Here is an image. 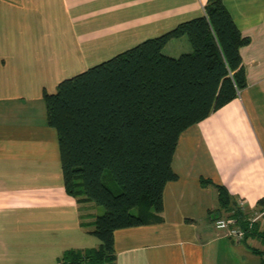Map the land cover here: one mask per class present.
Listing matches in <instances>:
<instances>
[{"label": "crops", "instance_id": "crops-1", "mask_svg": "<svg viewBox=\"0 0 264 264\" xmlns=\"http://www.w3.org/2000/svg\"><path fill=\"white\" fill-rule=\"evenodd\" d=\"M207 2L0 0V264H60L100 246L91 234L100 210L67 193L47 123L45 94L86 69L81 47L114 57L203 16ZM223 3L249 40L240 50L247 88L181 134L163 219L116 231V264H262L264 220L238 244L214 228L218 219L246 226L264 208V0ZM166 48L191 51L187 38Z\"/></svg>", "mask_w": 264, "mask_h": 264}, {"label": "trees", "instance_id": "trees-1", "mask_svg": "<svg viewBox=\"0 0 264 264\" xmlns=\"http://www.w3.org/2000/svg\"><path fill=\"white\" fill-rule=\"evenodd\" d=\"M180 38L188 39L191 51L165 54ZM247 44L223 0H208L203 16L45 94L67 193L104 209L91 233L100 246L69 251L60 264H116V231L162 221L165 186L178 179L172 163L179 138L247 88L240 54ZM218 188L224 206L228 191Z\"/></svg>", "mask_w": 264, "mask_h": 264}, {"label": "built area", "instance_id": "built-area-1", "mask_svg": "<svg viewBox=\"0 0 264 264\" xmlns=\"http://www.w3.org/2000/svg\"><path fill=\"white\" fill-rule=\"evenodd\" d=\"M239 205L241 208L244 206L242 202H240ZM262 220H264V208L252 216L250 220L247 221L246 226L240 225L231 219H218L214 223V228L218 233L224 235V237L230 238L234 243L238 244L244 241L254 225Z\"/></svg>", "mask_w": 264, "mask_h": 264}, {"label": "rangeland", "instance_id": "rangeland-1", "mask_svg": "<svg viewBox=\"0 0 264 264\" xmlns=\"http://www.w3.org/2000/svg\"><path fill=\"white\" fill-rule=\"evenodd\" d=\"M164 53L167 54V55L169 54L168 48L164 49ZM107 56H109V52L91 51L90 49L86 50L85 46L81 47V53H79L78 57H80L81 61H83L87 67L83 71L79 70V72H84V71L88 70L91 67L99 65L102 62H105V61L113 58V57H108V59H106ZM72 60L74 61V58ZM97 207L100 210L99 214H103L104 213L103 207L98 206V205H97Z\"/></svg>", "mask_w": 264, "mask_h": 264}]
</instances>
